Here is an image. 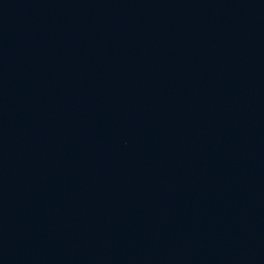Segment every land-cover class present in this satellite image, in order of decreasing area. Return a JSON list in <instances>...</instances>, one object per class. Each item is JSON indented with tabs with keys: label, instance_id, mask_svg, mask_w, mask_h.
<instances>
[{
	"label": "water",
	"instance_id": "95a60500",
	"mask_svg": "<svg viewBox=\"0 0 264 264\" xmlns=\"http://www.w3.org/2000/svg\"><path fill=\"white\" fill-rule=\"evenodd\" d=\"M0 264H264V0H0Z\"/></svg>",
	"mask_w": 264,
	"mask_h": 264
}]
</instances>
